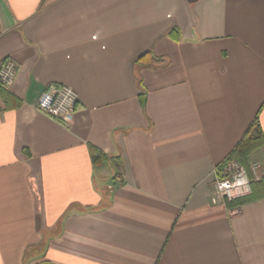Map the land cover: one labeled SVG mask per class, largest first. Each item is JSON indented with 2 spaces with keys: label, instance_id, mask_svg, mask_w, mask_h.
I'll list each match as a JSON object with an SVG mask.
<instances>
[{
  "label": "crops",
  "instance_id": "1",
  "mask_svg": "<svg viewBox=\"0 0 264 264\" xmlns=\"http://www.w3.org/2000/svg\"><path fill=\"white\" fill-rule=\"evenodd\" d=\"M5 59L0 264H264V177L238 207L211 185L247 131L264 168V0H0Z\"/></svg>",
  "mask_w": 264,
  "mask_h": 264
},
{
  "label": "built area",
  "instance_id": "2",
  "mask_svg": "<svg viewBox=\"0 0 264 264\" xmlns=\"http://www.w3.org/2000/svg\"><path fill=\"white\" fill-rule=\"evenodd\" d=\"M17 75V65L11 59L0 63V88L7 90L13 84ZM77 107V97L74 91L66 86H49L38 97L36 109L50 120L61 125H70ZM2 106L0 103V114ZM250 179L246 168L234 158H226L215 166L211 172V185L214 196L221 204L230 203L250 194L251 183L264 177V168L251 167ZM237 208L230 210L232 215Z\"/></svg>",
  "mask_w": 264,
  "mask_h": 264
},
{
  "label": "trees",
  "instance_id": "3",
  "mask_svg": "<svg viewBox=\"0 0 264 264\" xmlns=\"http://www.w3.org/2000/svg\"><path fill=\"white\" fill-rule=\"evenodd\" d=\"M146 56V55H144ZM144 56L141 57L144 58ZM140 59V60H141ZM135 80H136V85L137 87L140 88V75L138 70L135 72ZM5 93V90L0 88V98L2 95ZM258 141H254L250 138L249 131H247L242 139L239 141L235 149L231 152L230 157L234 158L237 160L240 164H242L244 167H246V160L248 156L259 147ZM90 156H91V161L94 165H98L102 162L105 161L106 156L99 150L90 148L89 149ZM118 164V163H117ZM255 197L253 195L246 197L244 199L238 200V201H233L228 204V206H241L243 204H246L248 202L254 201Z\"/></svg>",
  "mask_w": 264,
  "mask_h": 264
},
{
  "label": "rangeland",
  "instance_id": "4",
  "mask_svg": "<svg viewBox=\"0 0 264 264\" xmlns=\"http://www.w3.org/2000/svg\"><path fill=\"white\" fill-rule=\"evenodd\" d=\"M229 158H231V157H229ZM223 161H224V160H223ZM223 161H222V162H223ZM219 164H220V163H219ZM250 191H251V188H250ZM246 197H248V196H245V197H242V198L236 199V200H234V201H238V200L244 199V198H246ZM232 202H233V201H232ZM230 203H231V202H230ZM227 204H229V202L226 203V205H227Z\"/></svg>",
  "mask_w": 264,
  "mask_h": 264
}]
</instances>
